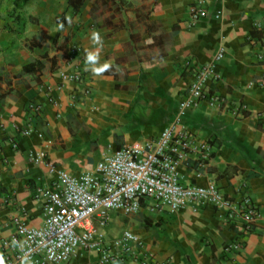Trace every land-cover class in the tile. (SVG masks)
<instances>
[{
	"label": "crops",
	"instance_id": "1",
	"mask_svg": "<svg viewBox=\"0 0 264 264\" xmlns=\"http://www.w3.org/2000/svg\"><path fill=\"white\" fill-rule=\"evenodd\" d=\"M195 2L158 0L151 20L166 35L178 31L163 60L151 64L146 56L157 57L158 50L128 56L126 14L113 17L101 9L95 20L91 0L79 11L68 0H0V242L14 234L15 220L30 228L44 225L45 192L56 179L51 166L81 176L105 156L159 137L179 117L195 71L212 64L220 50L219 80L207 88L227 106L202 101L182 118L197 145L210 144L211 156L201 163V155L193 154L179 166L181 181L214 184L235 201L249 193L264 208V0H204L208 17L193 22ZM255 30L262 39L252 37ZM144 31L138 28L143 41ZM37 61L42 71L25 75ZM75 71L83 82L65 79ZM238 105L245 107L243 116L230 109ZM32 106L41 107L39 117L31 116ZM29 127L36 132L23 137ZM30 151L46 157L35 163ZM225 215L210 206L176 214L144 206L135 215L114 211L110 220L138 235L156 264H264V217L242 250L225 253L238 233ZM107 226L96 229L103 233ZM101 256L80 248L66 264H98Z\"/></svg>",
	"mask_w": 264,
	"mask_h": 264
},
{
	"label": "built area",
	"instance_id": "2",
	"mask_svg": "<svg viewBox=\"0 0 264 264\" xmlns=\"http://www.w3.org/2000/svg\"><path fill=\"white\" fill-rule=\"evenodd\" d=\"M204 4V0H196L191 7L193 22L208 17ZM223 56L220 50L212 64L195 71L188 96L180 104L179 117L156 139L119 149L81 176L51 166V174L56 179L53 189L45 192L48 204L44 225L30 228L15 220L14 234L0 242L3 264H66L80 248L98 250L102 255L98 264H156L143 240L130 231L109 246L102 239L94 240L96 225L107 226L112 212L135 215L144 206L171 214L190 206L195 210L201 206L223 209L225 221L238 230L234 242L225 247V253L242 250L246 237L264 217V208L258 206L249 193L235 201L214 184L185 185L179 173V166L187 163L193 154L201 155V163L210 159V144L197 145L181 122L186 112L202 101L215 107L227 106L223 99L209 94L207 88L209 81L219 80L216 66ZM65 79L83 82L79 71ZM230 109L237 116L245 114L242 105L230 106ZM30 112L31 116L39 117L41 107L32 106ZM33 132L36 130L29 127L21 134L26 137ZM38 137L42 139L44 134L38 132ZM11 146L19 149L14 141ZM28 156L35 163L46 157L44 152L33 151L28 152Z\"/></svg>",
	"mask_w": 264,
	"mask_h": 264
},
{
	"label": "trees",
	"instance_id": "3",
	"mask_svg": "<svg viewBox=\"0 0 264 264\" xmlns=\"http://www.w3.org/2000/svg\"><path fill=\"white\" fill-rule=\"evenodd\" d=\"M87 0H68L69 6L75 11H79ZM93 1V8L91 10L92 17L96 20L101 17L103 11L106 9L113 12V17L126 14L131 18L129 23L130 41L127 44L128 56H136L140 51H154L160 52L157 57H150L151 64H155L156 61H162L166 56L167 50L171 44L174 34L178 31L175 27L172 34L166 35L162 30V26L151 20V15L159 10L158 0H91ZM101 11V12H100ZM112 18L105 20L108 26H112ZM126 27L123 23L121 28ZM144 28V35H148V39L143 41L142 33L138 32V28ZM137 31V32H136ZM253 38L262 39L261 33L256 30L252 33ZM145 56V55H144ZM143 55L139 58H144ZM44 68L42 61H37L25 68L24 74L30 75L35 72H41ZM39 82V80H38Z\"/></svg>",
	"mask_w": 264,
	"mask_h": 264
},
{
	"label": "rangeland",
	"instance_id": "4",
	"mask_svg": "<svg viewBox=\"0 0 264 264\" xmlns=\"http://www.w3.org/2000/svg\"><path fill=\"white\" fill-rule=\"evenodd\" d=\"M125 229L119 228L114 225V222L110 220L109 225L102 230L103 233H101L99 230H97L96 234L99 239H102L107 246L110 245V242L114 239L120 238Z\"/></svg>",
	"mask_w": 264,
	"mask_h": 264
},
{
	"label": "clouds",
	"instance_id": "5",
	"mask_svg": "<svg viewBox=\"0 0 264 264\" xmlns=\"http://www.w3.org/2000/svg\"><path fill=\"white\" fill-rule=\"evenodd\" d=\"M87 59L89 61H94L95 60V57L93 55L89 54Z\"/></svg>",
	"mask_w": 264,
	"mask_h": 264
}]
</instances>
